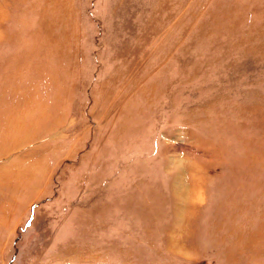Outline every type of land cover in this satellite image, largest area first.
<instances>
[{"label": "rangeland", "instance_id": "374dc122", "mask_svg": "<svg viewBox=\"0 0 264 264\" xmlns=\"http://www.w3.org/2000/svg\"><path fill=\"white\" fill-rule=\"evenodd\" d=\"M0 264H264V0H0Z\"/></svg>", "mask_w": 264, "mask_h": 264}]
</instances>
